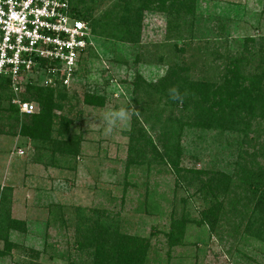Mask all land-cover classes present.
Masks as SVG:
<instances>
[{"label":"rangeland","instance_id":"obj_1","mask_svg":"<svg viewBox=\"0 0 264 264\" xmlns=\"http://www.w3.org/2000/svg\"><path fill=\"white\" fill-rule=\"evenodd\" d=\"M95 3L94 17L119 24L125 0ZM132 4L141 15L139 35L126 41L93 36V49L67 89L70 104L58 112L68 120L62 134L79 139L77 153L53 152L14 135L9 120L2 126V214L23 226L10 229L6 241L0 237V250L9 243L0 264L87 262L74 249L78 215L86 224L114 219L122 232L148 240V264H264V229L256 236L248 228L257 198L246 179L264 166V117L255 116L247 134L182 126L175 157L184 175L193 177L187 185L149 145L140 155L130 152L135 120L163 152L161 122L180 108L167 107L154 90L173 62L185 66L188 79L212 81L221 78L225 56H249L258 45L264 51V0H196L191 16ZM86 93L102 96L103 104H87ZM120 108L134 114L109 133L104 114ZM58 127L55 122L54 136ZM216 171L230 178L211 196L202 183ZM216 200L222 203L211 230L201 211ZM173 219L185 221L181 242L171 246L166 233Z\"/></svg>","mask_w":264,"mask_h":264},{"label":"trees","instance_id":"obj_2","mask_svg":"<svg viewBox=\"0 0 264 264\" xmlns=\"http://www.w3.org/2000/svg\"><path fill=\"white\" fill-rule=\"evenodd\" d=\"M96 0H69L71 11L79 18L84 19L91 26L92 36L112 38L126 41L139 35L140 14L138 9H134L131 0H125V6L118 21L112 22L106 16L94 17ZM139 8L176 12L177 14L193 15L196 0H137ZM132 7V8H131ZM92 47H89L84 54L79 57V64L83 61L87 53L90 54ZM218 51V50H217ZM249 51V50H248ZM217 56L219 52H217ZM249 56L241 54L240 57L231 58L225 56L226 63L218 80L188 79L185 66H179L173 62L167 69V75L155 86L158 98L166 97L167 107H179L177 114L171 111L161 123L160 137L163 152H158L153 144L151 136L146 129L137 126L131 133L133 146L130 147L131 154L139 155L147 149L152 148V153H156L159 158L169 163L172 170L178 174L180 181L187 185L192 180V176L184 175V170L179 167L177 154L179 150V135L182 126L185 124L209 128L217 127L225 130H236L247 134L251 125V120L255 116L264 117V51L258 45L255 52L249 51ZM251 66V67H250ZM77 73V72H76ZM133 85L138 89L142 82L136 76ZM175 88L179 92V99L173 100L170 89ZM21 96L24 100L36 102L38 110L33 113H21L18 107L11 102L12 91L9 88V80L0 77V131L2 126L8 122V129L11 133L28 137L34 143L38 142L45 148L50 146L53 152L59 151L66 154H75L78 151L79 139L69 136L66 130L68 120L66 116L59 114L65 105L70 104L72 96L67 95L66 87L44 86L37 76H30L22 84ZM85 102L100 106L103 104V97L98 95L90 96L85 94ZM141 111H139V114ZM58 123L56 136H54V124ZM144 145V146H143ZM168 159H164V157ZM173 156V158H172ZM175 158V159H174ZM243 168V167H242ZM244 169H242L243 171ZM182 172V173H181ZM199 172V171H198ZM197 172V173H198ZM230 177L216 171L202 183V188L209 192L211 196H216V191L222 190ZM247 180L251 181L249 193L256 195L253 202L252 215L254 221L248 228L257 230L256 236L264 229V166L260 167L255 174L248 173ZM6 199L4 194L0 195V237L7 240V232L14 229H21L22 223L16 219H10L2 214V203ZM221 201L211 202L202 212V220L209 229L214 230L215 218L219 215ZM75 225V244L77 256L85 255L87 262L79 264H148L146 254L148 250V240L135 235L122 232L113 220L92 219L89 224L88 219L82 221L80 215ZM213 217V220H212ZM184 219H173L166 233L169 245H177L181 242L184 229ZM200 222V221H198ZM254 222V223H253ZM201 223V222H200ZM255 225V226H254ZM9 243L5 242L4 248L0 250V255L5 254Z\"/></svg>","mask_w":264,"mask_h":264},{"label":"built area","instance_id":"obj_3","mask_svg":"<svg viewBox=\"0 0 264 264\" xmlns=\"http://www.w3.org/2000/svg\"><path fill=\"white\" fill-rule=\"evenodd\" d=\"M92 37L69 0H0V77L9 80L21 113L38 109L21 97L22 84L37 76L44 86L68 88Z\"/></svg>","mask_w":264,"mask_h":264},{"label":"clouds","instance_id":"obj_4","mask_svg":"<svg viewBox=\"0 0 264 264\" xmlns=\"http://www.w3.org/2000/svg\"><path fill=\"white\" fill-rule=\"evenodd\" d=\"M170 95L173 100L179 99V92L177 89H170ZM134 114L132 109L120 108L118 110H113L106 112L104 114V122L106 124V131L111 132L117 122H123L130 119V117Z\"/></svg>","mask_w":264,"mask_h":264}]
</instances>
